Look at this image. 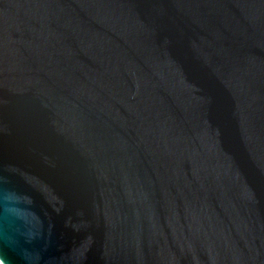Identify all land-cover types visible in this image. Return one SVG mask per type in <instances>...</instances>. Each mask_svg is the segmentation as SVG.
Here are the masks:
<instances>
[{
    "label": "water",
    "instance_id": "obj_1",
    "mask_svg": "<svg viewBox=\"0 0 264 264\" xmlns=\"http://www.w3.org/2000/svg\"><path fill=\"white\" fill-rule=\"evenodd\" d=\"M3 264H264V0H0Z\"/></svg>",
    "mask_w": 264,
    "mask_h": 264
},
{
    "label": "built area",
    "instance_id": "obj_2",
    "mask_svg": "<svg viewBox=\"0 0 264 264\" xmlns=\"http://www.w3.org/2000/svg\"><path fill=\"white\" fill-rule=\"evenodd\" d=\"M0 264H3V263L0 261Z\"/></svg>",
    "mask_w": 264,
    "mask_h": 264
}]
</instances>
